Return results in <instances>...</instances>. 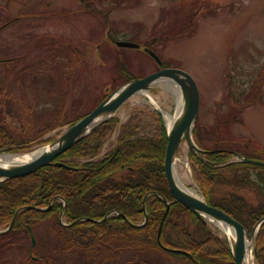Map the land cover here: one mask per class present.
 Instances as JSON below:
<instances>
[{
	"label": "rangeland",
	"instance_id": "1",
	"mask_svg": "<svg viewBox=\"0 0 264 264\" xmlns=\"http://www.w3.org/2000/svg\"><path fill=\"white\" fill-rule=\"evenodd\" d=\"M194 12L199 13L195 33L183 36L177 34V28L169 33ZM108 30L114 40L153 48L167 66L181 68L194 78L200 94L198 135L206 147H211V140L224 137L212 131L217 116L236 115L241 108L235 121L220 124L230 133L226 138L264 148V0H0V59L18 58L14 63L0 64V120L16 140L23 138L22 124L36 128L52 125V114L61 101L63 112L91 110L106 92L125 81L121 63L136 78L158 69L143 49L119 48L111 41L98 48ZM57 39L78 46L80 52L59 53L61 45L49 44ZM56 53L58 57L54 58ZM68 72L70 78L66 77ZM256 81L261 83L259 96H252L249 104L241 103L243 93L249 92ZM176 111L177 97L170 84L157 82L150 91L129 97L115 116L124 122L133 113L142 112V119L148 123L145 129H149L154 124L150 112L163 117ZM68 126L53 128L42 138L55 139ZM115 137L116 132L109 136L106 147ZM42 144V140L35 141L15 153L23 155ZM188 148L185 141L179 146L174 173L183 186L201 194L192 175ZM222 187L246 194L249 201L251 197L254 202L258 199L245 188L227 183ZM207 225L215 236L225 239L218 226ZM53 226L49 219L31 229L35 254L51 257L53 264H98L81 251L62 250ZM9 241L7 245L0 243V263H30L31 238L18 232ZM249 256L252 264H258L253 247ZM173 258L161 252L146 255L154 264H169ZM129 259L130 253H123L120 264Z\"/></svg>",
	"mask_w": 264,
	"mask_h": 264
},
{
	"label": "trees",
	"instance_id": "2",
	"mask_svg": "<svg viewBox=\"0 0 264 264\" xmlns=\"http://www.w3.org/2000/svg\"><path fill=\"white\" fill-rule=\"evenodd\" d=\"M198 15V12L189 14L180 23L182 25L173 26L169 33H175V28L177 34L183 36L195 33ZM169 33L166 37H169ZM58 40H51L49 43L62 46L59 48L61 52L57 48L55 51L73 55L80 52L78 46L63 42L61 44ZM107 41L109 39L105 37L98 48ZM85 50L88 52V47ZM50 52L54 51L50 48ZM54 55V58L58 57V53ZM17 60L16 57H4L0 59V64H11ZM57 63H61L60 60ZM262 69L264 70V66ZM120 73L126 76L125 80L134 77L123 63L120 65ZM65 74L67 78L71 77V73ZM260 87V81H256L249 92L243 93L244 101L241 102L236 97L234 101L251 103L252 96H259ZM105 96L106 94L103 98ZM64 110V103L61 101L52 114V125L44 124L36 128L28 123L22 124L24 135L21 140H16L0 120V149L18 152L28 149L35 141L42 140V143H46L51 139L42 137L50 130L72 124L90 111L78 114L74 108L69 112H63ZM238 111L236 115L217 116L212 131L214 134L221 132L224 137L218 141L211 140V147L205 146L198 135L199 127L196 126L193 138L204 151L197 154L190 150L188 156L193 178L205 201L229 214L250 231L264 216V166L228 161L233 158L235 151L264 160V150L236 143L232 137L226 138L230 133L227 128L222 129L220 124L227 125L229 120L235 121L241 108ZM150 114L154 124L149 129H145L148 123L142 119V112L133 113L123 123L116 116L105 121L54 159L63 161L70 167L49 164L30 174L0 181V229L7 227L16 211L23 208L17 214L13 227L7 233L0 234V243H11L9 238L18 232L30 237L29 228L33 229L36 224L50 219L54 225L53 231L61 241L62 250L81 251L98 264H120L125 252L130 253L126 264H154L146 259V255L151 252L174 255L169 264H196L195 261L199 264H234L227 239L215 236L207 223L180 202L171 203L162 225L159 243L158 228L165 205L155 193H160L169 201L173 196L164 171L166 129L159 113L154 112V116L153 112ZM117 128L119 133L114 147L102 153L105 141ZM226 183L247 189L250 195L252 193L257 196V201L254 202L252 197L249 201L245 198L246 194L235 189L223 190L222 185ZM146 195L148 218L144 222L143 198ZM53 198L49 209H38L48 207ZM63 201L66 203L63 219L67 224H62L59 220ZM109 212L113 213L102 220ZM116 212L125 215L128 221ZM163 246L183 250L192 257L164 249ZM255 247L256 261L262 264L264 221L256 233ZM28 257V264H53L51 257L35 254L33 246L28 249ZM0 264L10 263L4 261Z\"/></svg>",
	"mask_w": 264,
	"mask_h": 264
},
{
	"label": "water",
	"instance_id": "3",
	"mask_svg": "<svg viewBox=\"0 0 264 264\" xmlns=\"http://www.w3.org/2000/svg\"><path fill=\"white\" fill-rule=\"evenodd\" d=\"M115 44L119 47L125 48H139L140 45L131 41L117 40ZM145 52L148 53L159 65H162V61L158 54L152 49L146 47ZM168 79L174 82L180 88L182 93L183 105L179 112L177 113L172 125L168 130V142L165 151L164 159V169L166 178L170 191L173 195V202L182 203L187 209L193 212L197 217L203 219L213 220L229 228L233 231V238L227 234L232 256L235 264H245V258L249 254L251 247L255 251V245L253 246V241L255 239L256 231L259 225L264 221V216L260 218L254 225L252 230L249 232L240 222L233 219L230 215L224 211L209 205L205 200L193 193L188 192L182 185L177 182V178L173 169L174 157L178 151L180 143L183 139L186 140L188 147L193 151H198L199 148L194 143L192 139V129L195 126L198 119L199 110V92L197 84L194 78L185 70L176 67H164L150 73L141 78H135L128 82L123 83L118 88L113 90L105 99H103L91 112L87 115L70 125L60 136H58L54 141L48 143L44 146V149L37 154L32 160L25 163L18 164H6L1 159L3 155H17L9 154L5 152L4 149H0V181L15 178L19 176H24L36 171L38 168L43 166L53 164L56 166L70 167L64 162L53 161L58 155L69 149L79 140L84 138L90 132L95 130L101 123L109 119L114 113L120 108V106L132 95L140 92H147L150 88L157 82L161 80ZM239 161L246 163H253L264 166L263 160L251 159L246 156H242L236 153ZM160 195L163 203L166 205V209L161 218L159 228H158V241L160 242V233L164 219L169 211L170 202L161 194ZM53 200V199H52ZM51 200V201H52ZM145 203V198H144ZM51 202L47 208H38L40 210L49 209ZM66 208V203L64 202L63 211ZM22 208L18 209L14 214L10 225L5 229L1 230V233L9 231L16 219V216ZM144 211L145 205H144ZM125 220L128 221L127 217L120 213ZM109 214H107L102 220H104ZM60 216V218H61ZM145 220H147V214L145 215ZM32 244H34V238L30 231ZM162 245V244H161ZM164 249L177 251L189 255V253L183 250L169 249L163 246ZM195 261V260H194ZM195 263H197L195 261Z\"/></svg>",
	"mask_w": 264,
	"mask_h": 264
},
{
	"label": "bare ground",
	"instance_id": "4",
	"mask_svg": "<svg viewBox=\"0 0 264 264\" xmlns=\"http://www.w3.org/2000/svg\"><path fill=\"white\" fill-rule=\"evenodd\" d=\"M160 82L166 83V84H170V88L171 90L175 93L176 97H177V112H179V110L181 109L182 105H183V100H182V93L180 91V88L178 87V85L174 82L169 81L168 79L165 80H161ZM176 115V114H175ZM175 115H169V114H164L165 117V121H166V125L167 128H170L171 124L173 123V120L175 118ZM44 149V147H39L38 149L29 152V153H25L23 155H3V157L1 158L3 160L4 163L6 164H18V163H25L28 162L30 160H32L37 154H39L42 150ZM177 182L182 185V183H180L177 179ZM183 186V185H182ZM185 189L190 192L195 194L193 189H188L185 187ZM214 222V221H213ZM214 224L216 226H218L223 232L226 233L229 236H231V238H233V231L229 230V228H227L226 226L219 224L218 222H214ZM245 264H252L250 262V256L249 254H247L246 258H245Z\"/></svg>",
	"mask_w": 264,
	"mask_h": 264
}]
</instances>
